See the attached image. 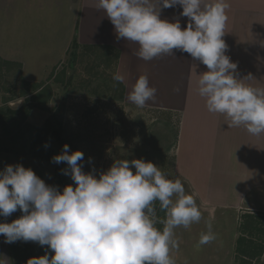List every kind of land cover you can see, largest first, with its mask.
I'll use <instances>...</instances> for the list:
<instances>
[{"label":"clouds","instance_id":"clouds-1","mask_svg":"<svg viewBox=\"0 0 264 264\" xmlns=\"http://www.w3.org/2000/svg\"><path fill=\"white\" fill-rule=\"evenodd\" d=\"M177 5L182 8L179 17L187 18L186 27L179 17L161 18L162 9ZM94 7L105 12L117 40L138 45L135 55L143 61L175 57L178 50L205 65L207 70L196 74V85L207 111L223 115L229 128L264 134V87L251 83L256 79L250 73L238 77V65L226 55L222 37L229 0H94ZM111 75L128 87L120 69ZM127 99L143 108L156 101L157 88L142 74L130 85ZM83 160L84 153L70 152L67 144L52 157L53 163L67 164L61 172L75 184L62 191L21 164L0 171V216L9 217L18 209L22 213L11 223H0L4 242L47 246L44 255L29 258L26 264H176L172 256L179 249L176 229H188L202 218L181 180L169 179L142 158L117 159L97 178L95 169L83 171ZM206 229L197 248L218 239L210 220ZM0 264H7V259L0 256Z\"/></svg>","mask_w":264,"mask_h":264},{"label":"rangeland","instance_id":"rangeland-1","mask_svg":"<svg viewBox=\"0 0 264 264\" xmlns=\"http://www.w3.org/2000/svg\"><path fill=\"white\" fill-rule=\"evenodd\" d=\"M50 1V7L44 8L47 13L45 19L39 22L35 20L33 30L26 27L28 24H25V27L21 24L16 29L19 36L16 33L5 34L4 39L9 41V47L28 51V65L25 74L22 67L0 59V104L3 105L2 101L8 100L6 104L14 109L30 98L33 94L27 92V85H23L22 80L28 85L33 84L29 80L32 79L33 73H41L43 64L47 71L43 76L35 78L50 88V97L45 104L48 111L37 108L31 110V117L27 118V138H30L34 130L47 118L52 115L60 116L63 137L68 142L69 151L80 150L84 153L83 171L90 172L95 169L98 178L99 173L107 171L117 159L131 161L142 158L160 167L169 179H177L174 174L173 150L178 118L167 115L168 112L128 106L123 101L124 86L121 89V85L112 79L111 73L115 72L117 65L113 62V55H107L108 58L101 57L102 52L92 47L101 45L91 43L90 23L87 25L89 31L80 30L78 33L77 17L81 10V1ZM85 8L89 11L90 4ZM42 12L39 11V14ZM75 35H78V49L76 59L70 65ZM55 76L60 78L59 83L55 82ZM22 92L28 95L21 96ZM16 164L31 168L49 186H53L59 175L65 182H73L70 176L61 172L68 167L66 163L55 165L29 155L20 158L0 154V171L6 165ZM183 185L186 194H190L188 187ZM196 203L199 207L197 200ZM199 210L202 213L199 223L192 224L188 229H176L179 249L172 252L176 264H234V250L242 216H264L262 212L239 214L235 208ZM21 215L18 209L9 217L0 216V223H11ZM209 220L218 239L197 248L200 233L207 230L206 223ZM254 237L259 243L263 241L264 235ZM4 239V236L0 235V256L7 259V264H12L11 244L40 246L38 242L32 241L5 243Z\"/></svg>","mask_w":264,"mask_h":264},{"label":"crops","instance_id":"crops-1","mask_svg":"<svg viewBox=\"0 0 264 264\" xmlns=\"http://www.w3.org/2000/svg\"><path fill=\"white\" fill-rule=\"evenodd\" d=\"M80 1L78 33L89 31L90 23L92 44L110 45L120 52L115 71L120 69L127 76L123 101L141 108L129 102L127 94L130 85L146 74L150 86L157 88V99L143 108L168 112L167 115L178 118L174 174L188 187L199 208H235L239 214L264 213V134L253 136L243 127L229 128L223 115L207 111L196 85V74L206 71V66L178 50H174L175 57L164 55L143 61L135 55L137 44L122 38L117 40L114 25L103 10L94 7V0ZM88 3L90 9L86 11ZM229 3L222 37L228 46L226 55L238 65V77L250 73L256 79L251 83L264 87V0H229ZM50 4V0H0V59L21 63L26 74L28 51L9 47L5 34L19 36L16 29L21 24L24 27L28 24L26 27L33 30L34 21L45 19L44 8ZM180 12L179 5L162 9L161 18L174 21ZM179 19L181 26L186 27L187 18ZM40 70L41 73L32 74L30 83H39L35 77L43 76L47 68L41 64ZM177 87L179 91L174 92Z\"/></svg>","mask_w":264,"mask_h":264},{"label":"trees","instance_id":"trees-1","mask_svg":"<svg viewBox=\"0 0 264 264\" xmlns=\"http://www.w3.org/2000/svg\"><path fill=\"white\" fill-rule=\"evenodd\" d=\"M76 36V35H75ZM101 51V57L113 55V62L116 64L119 59L120 52L110 45L92 46ZM78 49L77 36L73 37L72 50L70 53L69 64L72 65L76 59V51ZM5 63V62H4ZM8 63V62H7ZM19 68L21 64L15 63ZM55 82L59 83L60 78L55 76ZM23 85H27V92L33 94L30 98L23 102L17 108H11L3 100L0 104V154H9L22 158L23 156H31L35 159L52 162V157L61 153L63 145L67 144L64 140V130L60 122V116L52 115L45 122L34 130L33 135L27 138L28 122L27 118L33 108L38 110L48 109L45 107L50 97V88L48 85L41 83L26 84L22 80ZM121 89H123L122 83ZM121 96L123 90H121ZM25 92L21 96L28 95ZM45 144L48 147H45ZM69 146V145H68ZM23 165L25 168L26 166ZM55 165H57L55 163ZM74 182H65L62 176L54 181L53 186L58 187L62 191L63 187ZM158 215L163 217L164 213L159 212ZM162 227L161 225H157ZM239 236L236 239L234 250V264H264V238L262 242H256L254 236L264 235V216H255L253 214H245L242 216V222L238 230ZM47 246H29L11 244L10 254L12 264H26L27 260L32 257H39L45 254Z\"/></svg>","mask_w":264,"mask_h":264}]
</instances>
